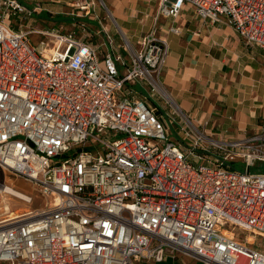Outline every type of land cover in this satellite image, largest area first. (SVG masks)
I'll return each instance as SVG.
<instances>
[{"label": "built area", "instance_id": "1", "mask_svg": "<svg viewBox=\"0 0 264 264\" xmlns=\"http://www.w3.org/2000/svg\"><path fill=\"white\" fill-rule=\"evenodd\" d=\"M38 6L0 0V170L48 198L0 220V264H264V128L224 137L178 119L159 99L170 49L157 34L189 7L264 49V0H159L136 46L107 27L97 44L84 20L81 36L29 28Z\"/></svg>", "mask_w": 264, "mask_h": 264}, {"label": "crops", "instance_id": "2", "mask_svg": "<svg viewBox=\"0 0 264 264\" xmlns=\"http://www.w3.org/2000/svg\"><path fill=\"white\" fill-rule=\"evenodd\" d=\"M24 1L35 9L39 5L35 13L46 16L41 17L44 23L62 20L64 30V22H70L71 30L78 34L81 29L75 27V19L84 20L88 29L100 36L97 44L104 40L101 28L97 29L100 20L88 23L78 13L64 16L70 12L65 11L63 2L70 6L73 0ZM106 1L135 44L156 24L159 0ZM172 25L180 27V34L169 30ZM157 34L168 39L170 49L162 76L164 86L186 115L197 123L208 122L206 129L224 137H244L264 128L263 48L247 45L232 25L204 20L189 7L177 20L159 18ZM187 258L202 264L180 253L141 264H189Z\"/></svg>", "mask_w": 264, "mask_h": 264}, {"label": "rangeland", "instance_id": "3", "mask_svg": "<svg viewBox=\"0 0 264 264\" xmlns=\"http://www.w3.org/2000/svg\"><path fill=\"white\" fill-rule=\"evenodd\" d=\"M73 3H74V5L69 6L63 2L62 6H64L65 11L70 12L69 15L65 14L64 15L65 17H69V16L71 17V15H72L71 13H78V14H80V16L81 15L83 16V14H85V12H86V9H82V6H86V5L91 3L90 4V8H91L90 15L83 17L89 21L88 23H90V21L94 18L97 20H101V22L97 25V29L107 27L109 29V32L111 33V35H114V39L118 44L125 42L123 40V37H125V35H126L129 38V40H131V43L134 46H136L132 36L127 32L125 33V30L120 26L121 24H120L119 20H117L116 16L113 14L111 7H110V5L107 4L106 0H73ZM38 11H41V10H38ZM36 13H39V12H36ZM36 13H34L33 16L30 17V19L27 21V25L29 26V28L34 27L37 29H44V28L45 29L46 28L51 29L54 26H57V28H59L61 23H62V20H60V21L53 20L51 23H49V22L44 23L43 19H41V17H39V14H36ZM53 16H56V15L53 14ZM89 16H93L94 18H89ZM55 18H58V17H55ZM92 24L95 25V23H92ZM64 25H65L64 30L67 31V30L72 29V25L70 22H64ZM90 33L93 36L91 39H93V41L95 43L100 41L99 35H96L92 30H90ZM81 34H82V31L78 32L77 35H81ZM31 37H32V41L35 45H39L41 40L47 39V38L45 39V37H42L40 34H37V33L31 34ZM120 50H122V52L124 54H126V56L128 57L127 52L123 47ZM128 60H129V57H128ZM137 85H139V83L134 85V87L136 88ZM148 90H149V88H148ZM159 99L162 102V104L167 107V109H170V110L175 112L174 115H176L178 119H181V117H183V113L181 112V109L178 107V105L176 106L169 98L167 99V98L161 97ZM195 123H197V122H195ZM172 135L174 136L173 133H172ZM252 171L253 172H259V173L264 172V162H261V161L257 162L254 165V167H252ZM6 179L9 182H11V185L14 188H16L19 191L21 190L26 195H28L29 199H30V197L32 199L25 200L22 198L19 199V198L15 197L14 195H11L8 193L1 194L2 196L0 199V220L4 219L6 217H9V216L17 215L20 212H22L23 210L28 209V208L35 209L36 207H41V206L46 205L48 198L43 196L41 191L39 190V188L34 186V184L31 181L25 179L23 176H20V175L17 176L13 173H9L8 171L3 172L2 170H0V183L3 184V182H5ZM7 194H8V197L13 196V197H11L13 199L8 200V203H10V209L9 210L5 209V203L3 200L4 199L3 196H7ZM187 259H188L189 264H198L197 262L191 260L190 258H187Z\"/></svg>", "mask_w": 264, "mask_h": 264}, {"label": "bare ground", "instance_id": "4", "mask_svg": "<svg viewBox=\"0 0 264 264\" xmlns=\"http://www.w3.org/2000/svg\"><path fill=\"white\" fill-rule=\"evenodd\" d=\"M162 92H163V94H165L166 95V97L167 98H169L176 106H177V104H176V102H175V100H174V98L172 97V95L171 94H169L167 91H165L164 89H162ZM6 178V177H5ZM6 193H8V194H11V195H14L15 197H17V198H22V199H25V200H30L29 199V197H28V195H26L24 192H22L21 190L19 191V190H17L16 188H14L12 185H11V182H9L7 179L5 180V182H3V184H1L0 183V199H1V194H6ZM8 194H7V196H3L4 197V203H5V209H7V210H9L10 209V203H8V200H10V199H13V198H11V197H13V196H11V197H8ZM25 210H30V208H28V209H25ZM25 210H23V211H25ZM20 214V213H19ZM19 214H17V215H14V216H9V217H6L7 219H14V218H16V217H18V215ZM249 240H254V238L252 237V236H250L249 237Z\"/></svg>", "mask_w": 264, "mask_h": 264}, {"label": "trees", "instance_id": "5", "mask_svg": "<svg viewBox=\"0 0 264 264\" xmlns=\"http://www.w3.org/2000/svg\"><path fill=\"white\" fill-rule=\"evenodd\" d=\"M39 17H44L45 18L46 16L45 15H39ZM136 89L144 92V89L140 85H137Z\"/></svg>", "mask_w": 264, "mask_h": 264}]
</instances>
